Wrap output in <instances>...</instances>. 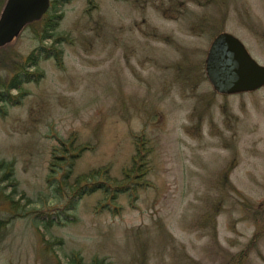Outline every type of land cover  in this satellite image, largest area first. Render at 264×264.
I'll list each match as a JSON object with an SVG mask.
<instances>
[{
    "label": "rangeland",
    "instance_id": "obj_1",
    "mask_svg": "<svg viewBox=\"0 0 264 264\" xmlns=\"http://www.w3.org/2000/svg\"><path fill=\"white\" fill-rule=\"evenodd\" d=\"M48 14L50 37L40 19L0 46L4 80L16 56L50 53L0 102V264H264V86L218 94L204 70L220 31L264 65V0H55ZM133 134L149 148L138 189L60 211L79 173L121 177ZM69 139L58 154L86 148L56 197L50 150Z\"/></svg>",
    "mask_w": 264,
    "mask_h": 264
},
{
    "label": "trees",
    "instance_id": "obj_2",
    "mask_svg": "<svg viewBox=\"0 0 264 264\" xmlns=\"http://www.w3.org/2000/svg\"><path fill=\"white\" fill-rule=\"evenodd\" d=\"M67 0H59L60 3L66 2ZM4 0H0V5ZM55 0H50L49 9L54 5ZM4 4V3H3ZM48 11L43 15L42 19H44L43 26L38 28L35 31L36 37L43 39L44 37H50L52 34L50 32L53 29L56 21L51 22V19L47 17ZM56 17H60L57 15ZM41 19V20H42ZM32 24V23H30ZM221 30L220 28H215L214 32L211 34H215ZM62 39L61 36H57L54 41H59ZM44 46L38 47L32 50L26 56H16L11 59V69L12 76L8 79L4 80L0 77V102L11 103L15 102L13 95L11 94L12 89H18L19 85L22 82L30 79V73L28 72V67H31L36 64L37 56L42 55L40 50ZM46 50V49H45ZM44 50V52H45ZM48 50V49H47ZM60 51L58 50L55 54V59L57 60V64H60ZM50 53L45 52V56L47 57ZM0 111L2 112V107L0 106ZM133 143H134V152L129 160V162L122 167L121 177L113 178L109 175V168L107 166H101L97 168H91L84 173H79L74 177V181L71 185L77 184V187L73 190L74 196L71 201L65 204L60 211H64L65 209H74L76 197H82L84 194H90L95 191H100L105 198L109 197L111 201L116 199L118 195L125 194L130 196L133 190L138 189L135 185H139L141 182L138 180L147 172V155L149 148L145 146L146 140L142 135L133 134ZM72 140L69 139L66 146H62L64 142L60 143V146H55L50 150V157L48 160V173L46 176L47 181L52 185V189L54 195L59 197L62 194L63 188L69 186V178L71 173L73 172V167L75 164V156H78V152L82 151L86 148V146L77 147V151L75 153H69L68 156L65 154H58L59 150L66 151L71 146ZM60 147V148H58ZM61 170V172L59 171ZM59 171V175L57 174ZM7 174V173H6ZM8 175V174H7ZM7 175L5 177H7ZM115 180L114 185L109 184V180ZM138 180V181H137ZM108 204V203H107ZM56 217H59L60 213H55ZM47 217L49 219H45V223L49 225L54 220L52 219L51 214H48ZM9 222V219L0 218V229L5 227ZM55 243H61L60 240H57ZM243 252H240L239 258L242 256ZM239 264V263H237Z\"/></svg>",
    "mask_w": 264,
    "mask_h": 264
},
{
    "label": "water",
    "instance_id": "obj_3",
    "mask_svg": "<svg viewBox=\"0 0 264 264\" xmlns=\"http://www.w3.org/2000/svg\"><path fill=\"white\" fill-rule=\"evenodd\" d=\"M48 6L49 0H6L0 12V46L11 42L26 24L40 19ZM204 70L218 94L251 92L264 86V65L227 31L217 33L211 40Z\"/></svg>",
    "mask_w": 264,
    "mask_h": 264
},
{
    "label": "flooded vegetation",
    "instance_id": "obj_4",
    "mask_svg": "<svg viewBox=\"0 0 264 264\" xmlns=\"http://www.w3.org/2000/svg\"><path fill=\"white\" fill-rule=\"evenodd\" d=\"M48 47H50V46H48ZM46 48H45V46L40 50V52L42 53L44 50H45ZM49 49V48H48Z\"/></svg>",
    "mask_w": 264,
    "mask_h": 264
}]
</instances>
